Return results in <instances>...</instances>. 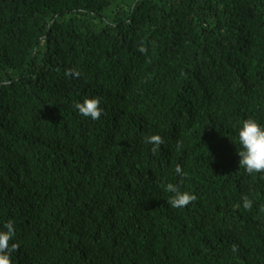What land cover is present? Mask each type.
<instances>
[{
    "label": "trees",
    "instance_id": "trees-1",
    "mask_svg": "<svg viewBox=\"0 0 264 264\" xmlns=\"http://www.w3.org/2000/svg\"><path fill=\"white\" fill-rule=\"evenodd\" d=\"M93 96L99 120L74 107ZM248 118L264 127V0H0L12 264H264V173L239 166ZM168 183L197 199L171 207Z\"/></svg>",
    "mask_w": 264,
    "mask_h": 264
},
{
    "label": "clouds",
    "instance_id": "clouds-1",
    "mask_svg": "<svg viewBox=\"0 0 264 264\" xmlns=\"http://www.w3.org/2000/svg\"><path fill=\"white\" fill-rule=\"evenodd\" d=\"M138 51L146 54L148 49L144 46L143 41L138 45ZM66 76L78 78L80 72L75 69L66 70ZM101 100L99 97H85L82 102H77L74 107L78 113L84 117H90L92 120H99L103 113L100 107ZM238 141L241 150L238 151L239 166L248 174L264 173V127H262L255 119L248 118L242 122V126L238 131ZM147 144L153 145L151 151H158L159 146L164 142L159 134H153L145 138ZM183 144L177 142V149H181ZM175 173L181 177V182L187 176L181 167L175 166ZM264 179V176L261 177ZM165 190L172 195L168 198V204L173 208H184L194 202L197 197L189 191H181L177 185L168 183ZM252 200L248 196L242 197V205L244 209L249 210L252 207ZM16 235L15 226L12 221L4 223L0 229V264H12L11 255L19 248V243L14 242ZM236 251V246H233Z\"/></svg>",
    "mask_w": 264,
    "mask_h": 264
}]
</instances>
